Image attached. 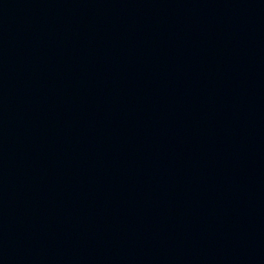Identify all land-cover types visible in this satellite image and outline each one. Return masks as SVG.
Masks as SVG:
<instances>
[{"label": "water", "instance_id": "obj_1", "mask_svg": "<svg viewBox=\"0 0 264 264\" xmlns=\"http://www.w3.org/2000/svg\"><path fill=\"white\" fill-rule=\"evenodd\" d=\"M0 264H264V0H0Z\"/></svg>", "mask_w": 264, "mask_h": 264}]
</instances>
